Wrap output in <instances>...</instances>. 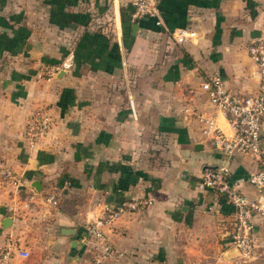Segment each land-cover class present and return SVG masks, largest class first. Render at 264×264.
<instances>
[{
    "label": "crops",
    "instance_id": "crops-1",
    "mask_svg": "<svg viewBox=\"0 0 264 264\" xmlns=\"http://www.w3.org/2000/svg\"><path fill=\"white\" fill-rule=\"evenodd\" d=\"M159 4L170 31L197 35L178 44L153 18L133 21L130 0H0V166L27 185L18 191L0 177L9 264H91L85 217L137 195L154 202L106 228L119 255L105 264H231L233 207L199 186L206 167L224 162L201 116L232 129L201 83L217 74L239 95L257 91L249 45L264 38V0ZM71 52V70L37 77ZM42 106L53 127L29 149L27 121ZM230 168L255 198V156L237 155ZM49 189L59 205L46 200Z\"/></svg>",
    "mask_w": 264,
    "mask_h": 264
},
{
    "label": "built area",
    "instance_id": "built-area-1",
    "mask_svg": "<svg viewBox=\"0 0 264 264\" xmlns=\"http://www.w3.org/2000/svg\"><path fill=\"white\" fill-rule=\"evenodd\" d=\"M131 18L137 21L144 17L155 20L158 27L165 29L178 44H184L197 35L188 28H177L170 31L166 26L160 9V0H130ZM249 53L254 60L259 78L256 92L239 95L232 91L220 75H209L204 78L201 88L212 104L225 114L232 131L225 132L216 125L213 117L201 121L206 124L204 132L210 136L213 147L224 156V162L217 166H209L203 170L199 186L202 189L215 191L233 207L228 221V247L234 248L238 256L253 258L257 249V233L259 223H264V38L254 39L249 45ZM74 67V53H69L59 64H44L38 69L39 79H53L61 71H69ZM53 127L50 109L46 106L33 111L27 121L24 138L29 149H35L39 140L45 137ZM249 154L258 161L257 170L251 172L249 183L256 188L258 194L249 198L237 181L231 180L230 164L237 155ZM216 167V168H215ZM0 177L12 183L18 191L27 188L23 179L11 167L0 166ZM46 200L53 206L60 203V197L54 189L45 194ZM154 199L150 195H137L119 204L99 202L98 212L85 217V228L88 235V246L91 264H105L119 255V251L106 232V228L126 213H135L148 209ZM21 254L28 256L27 251ZM11 250H0V264H9ZM159 264H168L160 261Z\"/></svg>",
    "mask_w": 264,
    "mask_h": 264
},
{
    "label": "rangeland",
    "instance_id": "rangeland-1",
    "mask_svg": "<svg viewBox=\"0 0 264 264\" xmlns=\"http://www.w3.org/2000/svg\"><path fill=\"white\" fill-rule=\"evenodd\" d=\"M256 255L254 258H245L242 256L230 257L226 255V260L232 261L231 264H264V230H262L258 237ZM13 252H11L12 256Z\"/></svg>",
    "mask_w": 264,
    "mask_h": 264
},
{
    "label": "water",
    "instance_id": "water-1",
    "mask_svg": "<svg viewBox=\"0 0 264 264\" xmlns=\"http://www.w3.org/2000/svg\"><path fill=\"white\" fill-rule=\"evenodd\" d=\"M134 27H137V24L135 23L134 24ZM216 168V167H215ZM40 184V183H39ZM38 189H40V187H39V185L36 183V184H34ZM9 220H10V218H8V219H6V221H5V225H6V227H8V226H10L9 225ZM231 258L232 257H236V256H238V254H237V252H236V250L234 249V248H231L229 251H228V253H227Z\"/></svg>",
    "mask_w": 264,
    "mask_h": 264
}]
</instances>
